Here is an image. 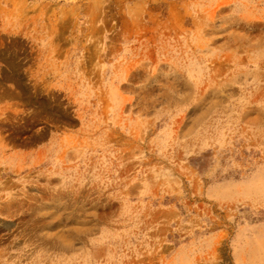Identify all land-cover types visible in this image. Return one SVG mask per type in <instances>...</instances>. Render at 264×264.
Returning <instances> with one entry per match:
<instances>
[{
	"label": "rangeland",
	"instance_id": "rangeland-1",
	"mask_svg": "<svg viewBox=\"0 0 264 264\" xmlns=\"http://www.w3.org/2000/svg\"><path fill=\"white\" fill-rule=\"evenodd\" d=\"M0 264H264V0H0Z\"/></svg>",
	"mask_w": 264,
	"mask_h": 264
}]
</instances>
